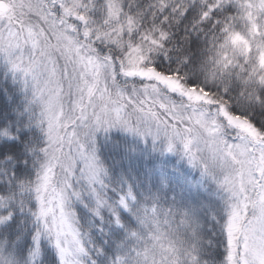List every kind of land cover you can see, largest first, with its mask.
Segmentation results:
<instances>
[{
  "label": "snow or ice",
  "instance_id": "1",
  "mask_svg": "<svg viewBox=\"0 0 264 264\" xmlns=\"http://www.w3.org/2000/svg\"><path fill=\"white\" fill-rule=\"evenodd\" d=\"M0 264H264V0H0Z\"/></svg>",
  "mask_w": 264,
  "mask_h": 264
}]
</instances>
